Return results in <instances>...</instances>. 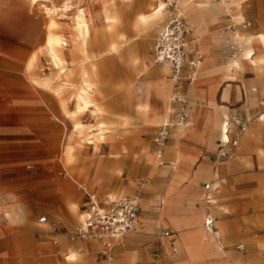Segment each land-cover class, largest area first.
<instances>
[{
  "label": "rangeland",
  "instance_id": "rangeland-1",
  "mask_svg": "<svg viewBox=\"0 0 264 264\" xmlns=\"http://www.w3.org/2000/svg\"><path fill=\"white\" fill-rule=\"evenodd\" d=\"M170 1L174 6H168V0H0V96L45 103L54 119L64 121L58 159L49 161L48 167H58L65 180L82 184L80 193L71 190L78 195L80 214L87 202L85 186L102 199L140 196L141 232L146 234L131 240L117 255L113 249L112 264H264V58L260 48L264 0ZM162 2L165 8L160 20L136 22L139 14L150 15ZM82 12L91 26L88 46L80 23ZM175 12L193 28L201 52L211 49L220 58L203 59L198 78L178 83L170 77V67L155 63L152 56L161 28ZM106 13L120 16L112 28L105 21ZM51 19L57 23L55 28ZM52 28L68 43L62 47L64 68L55 63L50 47ZM75 46L81 50L76 51ZM249 48L256 52L253 61L245 55ZM134 54L141 59L133 58ZM157 67H166V71L152 75ZM189 71L186 66L184 76ZM90 79L99 86L94 99L100 109L93 112H87ZM163 82L171 85L168 93H163ZM178 90L191 107L188 123L175 126L166 143V160L176 162L172 168L158 164L153 138L157 126L174 116L168 112L169 98ZM212 93L218 100L209 98ZM143 100L152 102L148 114L140 111ZM236 119L247 124L243 133ZM226 120L231 124L230 136L241 140L234 155L218 163V139ZM101 133L104 139H100ZM177 142L185 148L192 143L198 151L191 175L204 163H211L207 176L195 182L190 177L176 179L174 174L186 167L184 160L173 157ZM69 145L74 147L72 159L68 158V149H73ZM251 151L257 156L253 174L238 172L232 162ZM213 165L219 168L218 174ZM99 168L103 179L96 185L101 192L84 183L93 181ZM140 179L148 181L140 184ZM211 181L218 185L213 205L203 201L202 186ZM232 203L250 204L249 212L255 218L236 222ZM208 208L216 217L219 236L205 232ZM43 215L39 213L38 218ZM182 216L191 222L181 223ZM144 218L156 222L149 225ZM163 229L176 233V253L161 238ZM190 234L205 247L196 256L183 239ZM239 243L246 245L245 251L236 249ZM74 251V256L69 251L46 258L7 257V263L111 264L102 246Z\"/></svg>",
  "mask_w": 264,
  "mask_h": 264
},
{
  "label": "crops",
  "instance_id": "crops-1",
  "mask_svg": "<svg viewBox=\"0 0 264 264\" xmlns=\"http://www.w3.org/2000/svg\"><path fill=\"white\" fill-rule=\"evenodd\" d=\"M139 15L137 17H139ZM162 17L149 22L139 23L156 22ZM166 24L167 22L163 25L161 30ZM260 41L264 44L262 40ZM263 44H260V48L263 51L262 58H264ZM204 51L203 54L198 47V53L202 57L201 64L203 63V59H220L215 56V52L211 49L207 50V48H204ZM255 54L256 52L253 51V58ZM133 58L141 59V56L139 54H134ZM137 63L138 62L135 64ZM235 63L238 64L237 61H235ZM165 71L166 67H157L154 68L151 73L152 75L159 76ZM198 76L199 71L197 70L196 78H198ZM90 78L92 79V77ZM157 79L161 80L160 77ZM154 82L155 79L153 80V84ZM96 85L94 90L89 87L90 91L87 98L89 99L90 106L87 112L100 109L94 99V91L98 90L99 87ZM161 85H163V93H168L171 88L170 83L163 82ZM209 98L211 100H218V95L216 96V94L212 93ZM152 106V102L148 100H143L139 104L140 111L143 112V114H148L152 110ZM92 107L94 108L92 109ZM190 107L191 105L189 103V119ZM49 112L50 110L47 104L33 102L29 97L16 99L15 96H0V264H8L7 257L23 256L26 258L40 256L46 258L50 254L68 255L69 251H72L70 256H74L73 253H75L74 250L76 249H79V251H89V249H99L100 246H102L104 250V246L98 240L84 241L72 239L67 232L72 230L81 221L85 213V208H83L82 214H80L78 207L80 202L77 200L78 195L71 192V190L74 189L76 193H80L82 184L79 182L77 184L75 179L65 180L63 171L58 167H48L49 161L58 159L59 149L65 135L64 121L54 119ZM224 123L225 121L221 124V132ZM76 126L78 125L76 124ZM103 127H106V125ZM227 133V137H224L222 133V137L218 139V149L225 139L232 138L230 136L231 129L229 132L227 131ZM101 134L102 136L100 139H104L103 133ZM244 138L245 137H242V140ZM240 140L241 137L239 138V142ZM189 144L185 145L186 148L181 142L175 144L173 157L184 160L186 167L174 175L178 177L176 178L178 180L190 177V180L195 182L199 178L207 176L210 173L211 163H204L198 168L194 176L191 175L190 166L198 157V151L196 147L193 146L194 144ZM69 147L73 148L68 151V158L72 159L74 147L72 145H69ZM167 155L169 156V153ZM155 157L159 165H167L176 168V166L173 167L171 165V163L175 161L166 160L165 151L162 156H158L155 150ZM238 158L236 162H232L237 171H243L242 173H247V175L253 174L257 159L255 152H243ZM219 160L220 157L217 154L218 163ZM213 170H215L217 174L219 173L217 165H213ZM152 172L156 174L158 172L157 168H152ZM109 175H111V173H109ZM102 179L103 177L100 174L99 168L94 174V180H85L84 183L101 192L102 189L99 185L97 186L96 183ZM141 180H145V182L141 183ZM147 181V179H140L139 183L145 184ZM175 183L176 182H173L171 186H175ZM207 183H212L210 193L214 198L215 191L218 188V185H215L213 181L203 184V201L206 200L207 190L205 185ZM84 190L86 195H88V193H95L88 190L86 186ZM215 202L216 199H214V203ZM230 206L238 215L236 222L244 223L249 221L247 218H255L254 212H249L251 208L250 204L232 203ZM39 213L44 214L43 216H47L49 222L45 224L41 223L38 218ZM144 220H146L149 225H153L154 222H156L152 218H144ZM50 222H58V229H52ZM141 222L140 220L137 231L130 234L127 240L126 238L124 239L126 241L122 240L114 245V254H119L122 248H126L130 244L131 240L142 238L146 234L143 233V231L141 232V228L143 227ZM180 222L186 224L191 222V220L187 216H182ZM164 231L170 230L163 229L161 231V238L168 243L170 252L176 253L178 251L176 233L170 231V235L165 236L163 234ZM205 232L210 234L206 230ZM214 234L219 236L220 232H215ZM184 238L187 239L188 246L195 256L205 248L202 244L198 243L195 235H184L183 239ZM214 238L216 239V237ZM127 252L131 253L132 251Z\"/></svg>",
  "mask_w": 264,
  "mask_h": 264
},
{
  "label": "built area",
  "instance_id": "built-area-1",
  "mask_svg": "<svg viewBox=\"0 0 264 264\" xmlns=\"http://www.w3.org/2000/svg\"><path fill=\"white\" fill-rule=\"evenodd\" d=\"M168 6H174V2L168 0ZM155 63L166 64L171 67V78L178 83L183 79L193 80L197 75V69L202 62V57L198 53V37L194 34L193 28L187 23L185 17L175 12L172 14L167 24L159 32L153 49ZM189 66V73L184 76V68ZM168 112L173 114L160 123L154 134L155 150L158 156H162L171 130L178 125H183L189 121V102L186 95L178 90L174 91L169 98ZM240 125V131L247 130V124L240 119L235 120ZM229 132L230 121H225ZM239 145V137L227 138L218 149L221 160L234 155ZM171 165L175 167V162ZM145 180H141V183ZM207 190L206 203L214 204V196L210 193L212 183L205 185ZM141 198L139 195H123L117 198L102 199L97 193H88L85 206V213L81 221L70 231H67L72 239L98 240L104 246L103 254L112 264V249L117 242L127 238L137 231L140 222ZM41 223H48L47 216L39 218ZM52 229H58V222H50ZM204 228L214 234L216 229V217L208 208ZM165 236L170 235V231H164ZM239 251H245L246 245L240 243L236 245Z\"/></svg>",
  "mask_w": 264,
  "mask_h": 264
},
{
  "label": "bare ground",
  "instance_id": "bare-ground-1",
  "mask_svg": "<svg viewBox=\"0 0 264 264\" xmlns=\"http://www.w3.org/2000/svg\"><path fill=\"white\" fill-rule=\"evenodd\" d=\"M164 8H165V4L162 2L160 4V6L158 5V7H156L154 9V11L150 15H146V14L139 15V17H137V19H136V22H139V21L149 22V21H152L154 19L160 18L163 15ZM195 12H196V10H195ZM51 20H52L51 27L55 28L57 23H56V21L54 19H51ZM105 21L107 22L108 27L112 28L113 26H115L120 21V16L118 14H116V16L114 17L113 15H111V13H106ZM80 23L83 26V31H82L83 38H85L86 44L88 46V42H90V40H91V26H90L89 21L86 19L84 12H82L81 22ZM105 32H107V29H106ZM260 38H261L262 41H264V34H260ZM65 40L66 39L62 35L56 33L55 31H53V28L51 29V33H50V36H49L50 47H51V50H52L53 55H54L55 63L58 66H61V68H64L65 65H66V62L63 60V59H66V58L62 56L64 54L63 53L64 50H63L62 47H63V45L68 44V43H66ZM75 50L76 51H80L81 49L79 48V46H75ZM93 55H94V53H93ZM245 55H246L247 58H249L251 60H254L252 49H248L245 52ZM90 81H91L90 84H89L90 88L92 90H94L96 88L95 87L96 82L92 81L91 79H90ZM227 134H228L227 133V125H226V123H224L223 124V136L227 137ZM101 136H102V134H101Z\"/></svg>",
  "mask_w": 264,
  "mask_h": 264
}]
</instances>
